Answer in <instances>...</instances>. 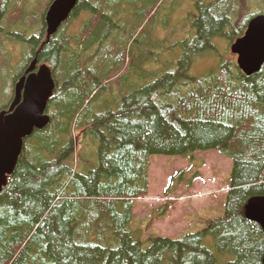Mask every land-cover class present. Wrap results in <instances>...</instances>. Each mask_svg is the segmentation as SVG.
<instances>
[{"label": "trees", "instance_id": "obj_1", "mask_svg": "<svg viewBox=\"0 0 264 264\" xmlns=\"http://www.w3.org/2000/svg\"><path fill=\"white\" fill-rule=\"evenodd\" d=\"M52 1L36 14L29 0H0V76L11 77L0 111L32 53L57 81L50 124L25 140L0 193V264H218L219 254L225 264H264V228L246 213L252 198L264 196V64L246 75L225 58L191 73L197 58L218 54L219 42L229 50L264 0H195L179 59L165 61L160 74L145 68L159 43L149 31L134 50L123 16L133 18L135 33L164 0H79L46 41ZM14 61L21 68L11 74ZM131 69L151 81L125 88L117 109L96 111L103 92L120 89ZM213 149L233 160L225 214L181 238L150 237L144 248L132 222L136 201L149 194L151 156ZM183 178L173 176L166 192Z\"/></svg>", "mask_w": 264, "mask_h": 264}, {"label": "rangeland", "instance_id": "obj_2", "mask_svg": "<svg viewBox=\"0 0 264 264\" xmlns=\"http://www.w3.org/2000/svg\"><path fill=\"white\" fill-rule=\"evenodd\" d=\"M48 1L29 0L31 8H34L36 4V11H34L36 14L43 11ZM162 4V9L157 12L153 21L147 25L143 24L141 28L136 29L138 31L135 33L132 32L134 27H130L133 18L123 16L124 31H126L124 34L130 38V45L134 50L139 48L141 41L147 37L149 31L150 42L152 40L159 43V46L153 49L156 60L145 66L148 71L159 74L165 66V61L169 59L178 61L181 54V41L190 35L189 26L192 28V20L195 18V0H164ZM77 23H74L72 30H78ZM22 27L24 28V26ZM172 31H176L174 36L171 35ZM165 37L168 41L163 44ZM219 45L218 54L210 53L197 58L191 73L201 75L210 72L225 58L237 60V56L230 50L231 45H229V50L226 42L221 41ZM15 46L17 47L16 44ZM12 49L14 48L12 47ZM15 57L20 61L23 55L19 54ZM16 64H18L16 61L10 64L8 71H11V74L20 70L21 67H16ZM130 72L128 77L121 80L120 89L116 87L103 92L101 99L94 106L96 111L117 109L120 100L118 95L122 92L125 93V88L132 83L143 85L145 82L151 81V79L141 76L136 78L132 69ZM9 80L11 77L0 76V90L8 85ZM1 101L4 103L5 100L0 99ZM77 140L78 143L83 140L81 133L78 134ZM232 169V158L215 149L196 151L184 156L152 155L150 158L149 194L136 201L137 213L132 222L135 234L143 240V247L146 248L150 245L148 240L150 237L181 238L187 233L202 230L208 219L223 216L227 193L231 185ZM179 172H182L184 178L179 181L172 193H167L166 190L172 177ZM195 174L197 175L195 176ZM167 205L168 210L165 209ZM151 206L157 207V209L154 211ZM219 257L218 264H225L229 259L221 254Z\"/></svg>", "mask_w": 264, "mask_h": 264}, {"label": "water", "instance_id": "obj_3", "mask_svg": "<svg viewBox=\"0 0 264 264\" xmlns=\"http://www.w3.org/2000/svg\"><path fill=\"white\" fill-rule=\"evenodd\" d=\"M78 2L54 0L50 4L46 13L48 39L69 19ZM231 51L238 55V66L245 74L252 75L260 70L264 64V15L255 17L249 23L244 37L231 45ZM36 64L35 59L28 72ZM55 88L53 71L43 64L37 72L23 76L16 83L9 109L0 112V193L15 171L25 140L50 124L47 108ZM247 216L264 228V196L249 201Z\"/></svg>", "mask_w": 264, "mask_h": 264}, {"label": "flooded vegetation", "instance_id": "obj_4", "mask_svg": "<svg viewBox=\"0 0 264 264\" xmlns=\"http://www.w3.org/2000/svg\"><path fill=\"white\" fill-rule=\"evenodd\" d=\"M250 18H248L247 22H246V28L245 30L242 32V34L238 37V38H242L244 37L245 35V32L249 26V23L257 16H260V15H264V11L263 10H253L251 13H250ZM32 55L33 53L31 54V56L28 58V62L26 63V65L22 68V72H20V76L19 78H22L23 76H28L30 75L31 73H35L39 70V67L42 65L41 63H39L37 60H36V65L34 66V68L32 69V71L28 72V69L30 68L31 66V62H33L34 60L32 59ZM237 56V59H238V55ZM241 70V69H240ZM242 71V70H241Z\"/></svg>", "mask_w": 264, "mask_h": 264}, {"label": "crops", "instance_id": "obj_5", "mask_svg": "<svg viewBox=\"0 0 264 264\" xmlns=\"http://www.w3.org/2000/svg\"><path fill=\"white\" fill-rule=\"evenodd\" d=\"M150 182H151V180H150ZM154 206H156V205H154ZM154 206H151V208L154 209V211H155V210L157 209V207L155 208ZM134 213H135V215H136V213H137V212H136V207H135V211H134Z\"/></svg>", "mask_w": 264, "mask_h": 264}, {"label": "bare ground", "instance_id": "obj_6", "mask_svg": "<svg viewBox=\"0 0 264 264\" xmlns=\"http://www.w3.org/2000/svg\"><path fill=\"white\" fill-rule=\"evenodd\" d=\"M146 38V37H145ZM147 44V43H146ZM37 55V54H36Z\"/></svg>", "mask_w": 264, "mask_h": 264}]
</instances>
